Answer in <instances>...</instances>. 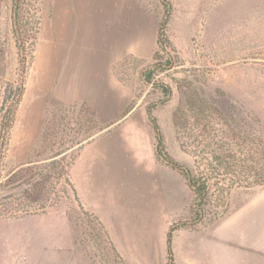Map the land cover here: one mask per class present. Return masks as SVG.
I'll use <instances>...</instances> for the list:
<instances>
[{"label": "rangeland", "instance_id": "rangeland-1", "mask_svg": "<svg viewBox=\"0 0 264 264\" xmlns=\"http://www.w3.org/2000/svg\"><path fill=\"white\" fill-rule=\"evenodd\" d=\"M136 1L143 13L138 12L134 16L137 20L127 23L126 53L117 55L116 72L127 86L126 109L113 119L100 117L87 103L52 106L46 109L38 127L25 125L23 113L19 114L18 109L0 180L35 160V156L44 160L56 150L62 152L59 159L65 158V164L73 157L75 162L85 143L105 130L109 133L116 129L109 127L117 120L125 121L127 144L137 150L139 160L151 158L153 162L152 174H137L135 189L129 182L126 199L117 195L111 199V207L126 212L121 217L125 216L122 220H126L127 226L118 224L117 210L110 217V229L105 228L94 213L81 210L62 180L51 193L52 197L57 195L58 201L44 212L52 208L65 210L75 224L80 257L86 255L90 264H167V233L172 225L182 224L186 225L173 235L175 264H231L230 240L227 244L217 243L216 229L264 192V185L247 187L264 176V0H169L172 5L167 26L169 43L157 60L154 58L159 50L161 0ZM12 7L13 0H0V108L7 86L18 81L23 66L28 67V78L33 63L29 44L25 59L19 55ZM38 39L39 32L37 42ZM155 63L165 69L156 70L153 82L148 84L144 74ZM166 87L170 89L168 95ZM187 102L202 105L205 115L211 114L209 108L213 104L227 118L232 115L241 119L246 143L240 149L233 145L228 157L216 160L207 153V146L213 143L211 139L200 137L195 141L190 136L191 127L184 130L185 125L180 124L179 132L176 126L175 113L179 108H187ZM149 106H153L166 152L188 166L195 176L203 173L211 178L213 186L200 208L198 223L195 194L187 181L157 158L155 134L147 116ZM191 114L186 110L187 116ZM178 116L182 122L181 114ZM229 123L236 129L230 120ZM222 128L228 135L229 129L224 125ZM43 134H46L44 145ZM224 137L217 142L221 150L229 149L226 143H231ZM250 147L260 149V154L249 153ZM64 189L67 196H63ZM11 193L15 192L0 196L3 205L8 200L2 197ZM19 233L15 226L0 224L1 264H23L24 257L15 259L7 255L9 246L5 241ZM58 233L64 235L62 230H56L55 238Z\"/></svg>", "mask_w": 264, "mask_h": 264}, {"label": "crops", "instance_id": "crops-1", "mask_svg": "<svg viewBox=\"0 0 264 264\" xmlns=\"http://www.w3.org/2000/svg\"><path fill=\"white\" fill-rule=\"evenodd\" d=\"M138 12L143 13L136 0H42L39 39L19 107L25 125L40 126L48 107L77 103L91 105L100 117L117 119L127 107V86L116 72L117 55L126 53L127 23L137 20ZM109 128L116 129L103 131L80 148L69 170L83 210L94 213L107 229L118 210L111 207L113 196L126 199L129 182L135 189L137 174L153 172L151 158L139 160L137 150L127 144L125 121ZM118 214V224L126 227L121 217L126 212L119 209ZM0 224L20 232L5 241L7 255L24 257L23 264H90L86 255L80 257L75 224L65 210L52 208L1 219ZM56 230L64 235L55 238ZM216 237L220 244L230 240L231 264H264V192L223 221Z\"/></svg>", "mask_w": 264, "mask_h": 264}, {"label": "trees", "instance_id": "trees-1", "mask_svg": "<svg viewBox=\"0 0 264 264\" xmlns=\"http://www.w3.org/2000/svg\"><path fill=\"white\" fill-rule=\"evenodd\" d=\"M35 4L36 8H34ZM40 4L41 0H13L12 25L19 55L23 57V60L26 56L25 53L27 44L30 45L31 59L33 60V54L37 44V36L40 27L38 8ZM161 4L163 7V15L157 30V46L159 50L156 53L154 58L155 60H157L160 51L166 50V47L169 43L167 37V26L172 15V5L169 0H161ZM30 7H32V9H30ZM29 12L32 13L29 14ZM30 39H32L31 42ZM32 60L30 61V64ZM26 67L27 66L22 67L18 81L8 85L4 92V97L0 108V170L6 157L7 148L10 142V135L15 123L16 115L25 94L28 71V67ZM168 67L171 68V65ZM163 69H165L164 66L161 67V65L155 63L154 67H152L148 73L144 74L145 81L148 84H151L153 82V77L156 70ZM164 90L165 94H170V89L168 87H166ZM186 107L187 108L185 109L179 108L174 116L175 124L179 129V132L182 131L181 126L185 125V127H183L185 128L184 130L191 127L192 132H190V136L193 138V140L198 141L200 137V139H211L213 143L207 146V153L214 156L216 160H221V157L223 156L225 158L228 157L230 153H228V150L231 151L233 145L240 149L241 146L246 143L245 132L241 129V119H234L231 117L232 115L227 118L226 114H224V111L215 107L213 104L210 105V108L208 107L211 112L209 115L204 114L205 111L203 110L202 105L197 106L195 103L187 102ZM186 110L189 113H192L191 116L186 115ZM178 114H181V118L184 119L182 122L179 121L180 116H178ZM147 116L150 123L152 124L155 134V151L157 158L163 164L181 174L187 181L188 187L195 194V207H197L198 210L195 222L198 223L201 217L200 208H202L205 204L206 198L213 186L211 178L203 173H199L197 177L188 166L174 160L166 152L161 128L153 114V106H149L147 108ZM229 120L234 124L232 126H236V129H232ZM191 121H193V123H191ZM180 124L182 125L180 126ZM223 125L229 129L228 135L222 128ZM194 130H197L200 134L194 132ZM225 135L227 138H229L231 143H226L229 149L221 150L217 142H221L222 138H225ZM45 140L46 134H43L41 136L42 145L45 144ZM225 152L226 154H224ZM232 152L234 151L232 150ZM232 152L231 155H233ZM240 152L241 154L243 153V151ZM248 152L258 155L260 154V149L255 150L250 147ZM61 154V151L56 150L50 157H47L44 160H38L39 157L35 156V160L30 161L28 164H23L20 168L9 174L4 179L0 180V196H2L4 192H15L11 193L9 197H2L5 200H8V202L5 203L6 205L1 203L0 198V218H23L30 215L44 213L47 206H52L58 201L56 199L57 195L54 194V197H52L51 193L54 188L61 183V180L62 183H64L72 191L75 200H77L81 210H83L68 173L75 157L72 158L71 162L65 164V158L59 159ZM245 154L247 153L245 152ZM254 185H264V176H259V179L248 183L247 187H252ZM62 193L63 196L68 195L65 189L62 191ZM182 225H172L169 229V232L167 233V264H175L173 235L177 230L182 229L186 224Z\"/></svg>", "mask_w": 264, "mask_h": 264}]
</instances>
